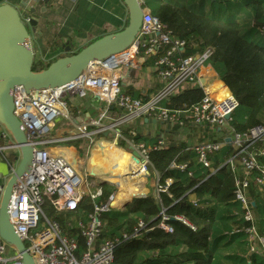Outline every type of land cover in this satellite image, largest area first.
Here are the masks:
<instances>
[{
	"label": "built area",
	"instance_id": "2783aa9c",
	"mask_svg": "<svg viewBox=\"0 0 264 264\" xmlns=\"http://www.w3.org/2000/svg\"><path fill=\"white\" fill-rule=\"evenodd\" d=\"M20 15L22 20L28 22V16ZM185 50V40L174 36L165 23L154 16L147 6H143L141 26L130 46L105 59L91 61L86 69L66 84L38 89H26L23 85L13 88V113L21 122L26 144L32 147L33 153L30 166L18 177L11 190L7 214L35 264H117L114 262V247L119 239L103 235L101 217L102 213L113 208L111 203L116 192H112L105 202L95 203L94 200L102 193L101 186L92 179L94 177L76 168L77 155L71 157L62 151L53 152L50 149L79 139H87L90 146L96 143L97 136L105 133L116 142L120 125L143 118H154L170 126L190 125L198 129L200 139L189 144L186 150L194 154V164L209 174L222 166L230 171L233 176L232 201L238 203V208H233L232 212L237 215V221L246 222H235L225 234L243 233L250 253L260 254L264 251V236L256 229L253 213L256 197L264 196V117L260 123L244 131L232 128L229 120L238 107L237 99L219 77L215 82H221L228 91L217 98L219 88L211 89L213 81L210 76L201 75L202 68L210 65L212 48L205 47L193 54H185ZM139 56L151 61L159 82V88L143 98L133 97L122 90L123 71L128 66L137 67ZM203 78L207 81H203ZM197 86L203 90L199 101L183 109L164 105L178 92ZM88 93L104 103L102 117L109 118L110 105L117 108L110 123L101 124L99 120L91 118L78 124L75 130L49 136V132L56 127V120L66 113L64 97H83ZM6 133L7 130L1 136L8 137ZM130 134L135 136L136 131L132 129ZM8 139L0 144V151L19 153V146L11 138ZM130 146L131 155L132 150L137 151L138 160L135 161L147 178L148 153L152 148L165 146L163 141L158 140L152 147L141 141L130 143ZM222 150L225 152L216 168L214 157ZM17 152L16 157L19 156ZM9 165L10 169L15 168ZM188 167V162L173 161L170 164L171 169L192 176L194 172ZM155 175L156 192L165 191L172 179L167 178L163 185H159V176L157 173ZM3 189L4 185L0 183V201ZM84 195L93 200V210L70 217V228L76 229V235L83 240L80 245L77 236L65 233L60 223L46 214L44 204L49 202L57 214L77 211ZM191 202L199 206L196 198ZM161 217L157 226L172 232V226L166 222L169 216L164 209ZM174 218L190 225L182 215H175ZM145 226L142 220H138L133 232H123L122 237H137ZM0 264H24L16 247L1 236Z\"/></svg>",
	"mask_w": 264,
	"mask_h": 264
},
{
	"label": "trees",
	"instance_id": "16d2710c",
	"mask_svg": "<svg viewBox=\"0 0 264 264\" xmlns=\"http://www.w3.org/2000/svg\"><path fill=\"white\" fill-rule=\"evenodd\" d=\"M151 1L155 3L153 10L145 4V1H143L144 6H147L154 16L165 23L174 36L185 40V54L199 52L205 47L212 48L213 53L209 59L210 65L218 72L219 78L237 99L238 107L241 106L247 110L245 120L242 123L232 122L230 123L231 127L236 131H244L260 123L264 117V45L256 42V40L246 38L243 35L246 31H243V25L236 18H212L203 12H198L197 9L195 10L185 2ZM262 3H264L263 0L256 1L252 24L255 27H264ZM80 49L68 52L63 56L76 53ZM53 61L40 63L33 59L32 70H43ZM217 87L223 94L228 91L221 82L217 83ZM202 96L203 90L200 87H189L170 97L168 102H164V105L173 109H183L199 101ZM94 100L95 98H88V95L83 97L78 95L65 96L66 103L73 104L74 111L81 108L90 109ZM118 129L120 135L117 138V145L126 151L131 150L130 143H137L139 137H141L140 134L137 132L135 136L130 134V130L134 129L132 123L122 124ZM75 142V140L69 141L67 144L72 145ZM157 142L156 140L152 142L151 147L156 145ZM188 146L189 144L183 141H170L165 146L152 148L149 151V164L147 167L158 174L159 185H163L167 178L172 179L165 191H155L153 194L149 193L146 196L136 198H132V196H136L137 193L129 192L126 194L120 199V203L132 199L122 206L123 215H125L124 220L117 216H108L106 214L108 211L102 213L103 235L119 239L114 247L115 263L171 264L178 250L186 252L187 258L184 262L189 264H213L214 262L215 264H221L222 259L227 261L231 257H235L234 253L232 255L221 254L217 259L215 254L217 250L222 248L221 245L225 251L230 250L231 246L227 245L232 244L233 240L240 245L239 239L228 238L225 241L223 236L233 237L238 234H225L235 222L246 223L234 220L230 214L233 208H238V203L232 201L233 176L225 166L218 168L213 174L202 170L193 173L192 176L186 175L187 177L184 175L186 172L171 169L170 164L173 161L178 163L188 162V168L198 166L194 164V154L186 150ZM114 150L118 154L117 159L119 161L118 164L113 162L114 167L116 170L124 171L122 178L129 176L126 170L130 169L129 156L126 153L124 155V151L118 148H114ZM123 156L127 160L126 162L122 160L121 157ZM221 160L222 157L221 159L217 155L214 157L216 168ZM100 166L102 170L113 167L111 163L105 162L101 163ZM95 172L103 171L95 170ZM99 183L102 193L94 200L95 203L105 202L108 196L115 191V186L112 183L103 180H99ZM135 185L136 183L133 182L127 184L122 191L131 190ZM251 196L254 197L253 190H251ZM194 198L197 199L199 206H195L191 202ZM210 200L213 201L214 205L209 202ZM255 207L258 209V203ZM162 209L169 216L166 222L173 228L170 233L157 226L162 218ZM44 210L47 211L46 214L49 217L60 223L65 233L77 236V230L70 228V217L77 216L79 212L93 210V200L88 195H84L77 211H62L57 214L49 202L44 204ZM175 215L184 216L193 228L174 218ZM138 220H142L146 225L140 231V235L124 239L122 233L127 232L130 234L133 232ZM77 238L80 245H82V238L80 236H77ZM222 240H224L223 243ZM240 257L236 256L235 260H239V264H243L244 260H241ZM256 258L258 257H252V264H259ZM233 263L235 264L234 261ZM262 264H264V258H262Z\"/></svg>",
	"mask_w": 264,
	"mask_h": 264
},
{
	"label": "crops",
	"instance_id": "0c3cea01",
	"mask_svg": "<svg viewBox=\"0 0 264 264\" xmlns=\"http://www.w3.org/2000/svg\"><path fill=\"white\" fill-rule=\"evenodd\" d=\"M168 1L176 2L177 0ZM216 1L222 10L232 9L236 15V20L239 21L241 25L248 26L253 24L254 8L256 7L257 0ZM4 3H9L16 7L19 13L23 15L28 13L27 15L35 20V26H30L29 38L31 49L34 53V59L40 63L51 62L68 52H74L84 47L96 38L122 29L128 17L127 7L123 0H0V5ZM186 3L198 10L201 9L202 5L204 6L201 0H186ZM262 9V15L264 16V3H262ZM244 10L245 13L243 12ZM260 30L263 31L264 27ZM66 47H69V51L65 50ZM137 62V67L128 66L124 69L122 90L133 97L143 98L156 91L159 88V82L149 59L146 60L142 56H139ZM201 75H209L210 80L213 81L212 84H217L215 80L218 81V75L211 65L208 64L203 67ZM203 81H207V79L203 78ZM219 92H221L220 89ZM87 95L88 98H95L93 101L94 107L91 106L88 110L81 108L74 111L73 104H67L66 113L61 115L58 119H68L71 127L69 129H60L57 131V134L75 130L78 124L91 118L97 121L99 120L101 124L110 123V118L117 113V108L114 105H110L108 107L109 118L102 117L105 110L104 103L92 93H88ZM131 123L134 125V130L141 136L138 141L144 142L147 145H151L155 140H162L164 145H167L170 141H183L190 144L200 139L198 129L190 125H185L183 127L170 126L164 122L156 121L154 118H143ZM2 127H0V144H4L9 140L7 136H1L2 133H5V127ZM55 129H57V124L54 130ZM181 132L189 134L192 138L190 136L188 137L189 140L185 137L181 138ZM165 133H172L173 137L166 139L164 137ZM6 135H8V133H6ZM75 141L76 142L72 145L65 144L64 146H53L50 150L53 152H63V147L74 150L75 156L77 155L76 168L84 172L85 169H82V163H78L80 157L77 154V149H83V147L87 145L88 140L79 139ZM98 143L96 146H98ZM7 152H9V155L10 152L15 153L12 150L6 151L5 153L0 151V182L2 178L8 179L9 177L6 173V169L8 171L10 167L7 162L9 161V156L7 157L6 155ZM104 159L107 158L102 157L103 162L110 163ZM100 169L102 171L101 166ZM95 173L99 174L102 172ZM106 177L110 176L107 175ZM116 177L117 175H115V178ZM115 181L118 182V177ZM256 199L259 207L258 209L255 207L253 210L255 226L258 233L264 235V196L256 197ZM257 203H255V205H257ZM230 214L234 220H236L237 215L232 211ZM225 252L226 254L223 255H232L233 250L231 249ZM239 256L241 255L239 254ZM220 263L234 264L224 259H222ZM247 264H252V261H247Z\"/></svg>",
	"mask_w": 264,
	"mask_h": 264
},
{
	"label": "water",
	"instance_id": "95a60500",
	"mask_svg": "<svg viewBox=\"0 0 264 264\" xmlns=\"http://www.w3.org/2000/svg\"><path fill=\"white\" fill-rule=\"evenodd\" d=\"M123 2L127 7L128 20L122 29L94 39L76 53L60 57L40 71L32 70L34 53L29 29L35 26V20L28 13L24 14L29 17L28 29L16 7L9 3L0 5V124L7 130V138L19 146L16 159L20 158L16 168H8V179L5 181L2 178L0 182L4 185L0 201V236L16 247L24 264L35 263L9 220L7 204L15 182L31 164L33 149L26 144L22 124L13 113V88L23 85L26 89H38L66 84L86 69L91 61L105 59L130 46L140 29L144 4L141 0ZM65 50L69 51V47ZM226 117L229 118V115ZM132 155L137 161V151L132 150Z\"/></svg>",
	"mask_w": 264,
	"mask_h": 264
},
{
	"label": "rangeland",
	"instance_id": "374dc122",
	"mask_svg": "<svg viewBox=\"0 0 264 264\" xmlns=\"http://www.w3.org/2000/svg\"><path fill=\"white\" fill-rule=\"evenodd\" d=\"M143 1H145L146 3L145 2L144 3L146 5H148L152 10L155 8L154 7L155 3L153 1H151V0H143ZM177 1L186 3V0H177ZM201 3H203L204 6L202 5L200 10L195 8V10L197 9L198 12H203L206 15H208V16H210L212 18H216V19H232V18H236L235 17L236 15L232 11V9L222 10L219 7V5H218L216 0H201ZM243 12L245 13V10ZM21 18H22V16H21ZM23 22L26 24V26L28 28L27 22L24 21V20H23ZM260 29H262V26L255 27L253 25H248V26L244 25L243 26V31H246V33H243V35L246 38H248V39H251L253 41L256 40V42H259L260 44L264 45V30L262 31ZM215 72L218 75V72L217 71H215ZM246 116H247V110L244 107L239 106L230 115L229 122L230 123H232V122L242 123L245 120ZM56 124H57V129H55L54 131L49 132V136H51V137H54L57 134L58 130L63 129V128H68L69 129L71 127V125L68 122V119H66V118H60V119L56 120ZM2 126L3 125L0 124V127H2ZM189 136L190 135L187 134V133H185V134L182 133L181 134V138L185 137L188 140H189V138H188ZM164 137L166 139H168V138H172L173 135H172V133H165ZM96 139H97L96 143L91 144L90 146L86 145L81 150L77 149V152H78L77 154L80 157L79 163L80 164L82 163L81 164L82 169L84 168L85 171H87V173L90 176L94 177L92 179L97 184H100L99 180H107V179H104V178L100 177L99 175L94 174L90 170V158L92 157V152H93L94 148H95L96 158L92 162L93 164H92L91 167L95 166V167H93L94 168L93 170L97 171V170H101L100 169V165H101V163H104L102 161L101 157H104V158L106 157L107 159H104V160L107 161V162H110L113 165V167H114L113 162H116V160H117V155H116L117 152L114 150V148H118L119 150H121L122 147L117 145V141L115 142L111 135H108V136L100 135V136H97ZM98 142H101V143L98 144V146H96V144ZM122 150H124V149H122ZM14 152H17V151H14ZM126 152L131 153V151L128 150V151H125L123 154L125 155ZM224 152H225V150L217 152L216 153L217 157L221 159V157H222ZM6 155H7V157L9 156V160H10L9 163L13 167L16 168L18 166V164H19L20 158L16 159V153H11L10 152V155H9V152H7ZM121 158H122V160H124V162L127 161L126 159H124L125 158L124 156L121 157ZM88 162H89V165H88ZM147 169H148V172H149L147 174V178H143L142 179V184L139 185V187H138L139 189H137L135 191H131V192L137 193V195L136 196H132V198H136V197H140V196L143 197V195L146 196L149 193L153 194L155 192V184H156L157 176L155 175V172L150 167H148ZM113 170L116 171L115 167L113 168ZM126 170L128 172L130 171V169H126ZM190 170L193 171L194 173H197V172L202 171L204 169L201 166L198 165V166L191 167ZM117 172L119 173L120 171L117 169ZM6 173H7V169H6ZM184 175H185V177H187L186 173ZM118 178H119V182H117V181L114 182L112 180L111 181L107 180V181H109V183H112L115 186V192H117L118 186L122 190L124 188V186H126L127 184H131L132 182L133 183H136V182L138 183V182L141 181V179L140 180H134V178H132L130 176V174H129V176L123 177V178H122V174H121V175H119ZM92 190H95V188H92ZM122 193L125 194L126 191H122ZM132 198L128 199L127 201L131 200ZM125 202L126 201L120 203L117 206H113V208H110L109 211L106 214L108 216H117L120 219L124 220L125 219V217H124L125 215H123L122 206H123V204ZM209 202L212 203V205H214L212 200H210ZM45 212H47V211L45 210ZM223 238L225 239V241L228 238H234V239L237 238V239L240 240V242H241L240 245H238V243L233 240V243L232 244L229 243L227 246H231V249L233 250L232 253H234L235 257L239 256V254L241 255V257L240 256L239 257L241 258V260H244L243 264L247 263V261H249V260L252 261V257L253 256L260 258V259L256 258V261H258L259 264H262V258H264V251H262L260 254L250 253L249 250H248V244L245 241V237H244V235L242 233H238V234L234 235L233 237H229V236H225L224 235ZM223 241L224 240H222V243H223ZM25 244L27 245V242H25ZM180 247H182V246H180ZM220 247H222V248H220ZM220 247H219L220 249L217 250V252H215V254L217 256V259H219V257L221 256V254L223 252V246L221 245ZM171 248H175V247H171ZM183 249H184V247H183ZM230 250H228V251H230ZM223 254H226L225 250H224ZM235 257H231L230 260H227V261L228 262H232V263L234 261L235 264H239V260H235ZM186 258H187L186 252L184 253V252H181V250H178V253H177L176 257L174 258L175 262L173 261V263H171V264H180V263L189 264L188 262H184V261H186ZM213 264H215V262Z\"/></svg>",
	"mask_w": 264,
	"mask_h": 264
},
{
	"label": "bare ground",
	"instance_id": "6f19581e",
	"mask_svg": "<svg viewBox=\"0 0 264 264\" xmlns=\"http://www.w3.org/2000/svg\"><path fill=\"white\" fill-rule=\"evenodd\" d=\"M215 87H217V84L216 85H214V84H212L211 86H210V88L211 89H214ZM209 89V88H208ZM211 91V90H210ZM222 96H224V94H222L221 92H219L218 91V94L216 95V97L217 98H221ZM96 147V146H95ZM62 150H63V152L64 153H66V155H68V156H75V153H74V150H72V149H70V148H68V147H63L62 148ZM121 150H122V148H121ZM122 151H124V150H122ZM125 152V151H124ZM126 154L129 156V159H128V163H129V166H130V171L128 172L129 174H130V176L132 177V178H134V180H140L141 179V181L140 182H136V185L134 186V188L133 189H131V190H127L126 191V193L125 194H123L122 193V190L120 189V187L118 186V190H117V192L115 193V195H114V199H113V201H112V203H111V205L112 206H117V205H119L120 204V199L122 198V197H124L126 194H128L129 192H131V191H135V190H137V189H139L138 187H139V185H141L142 184V179L143 178H145V172H142V170H139V166L137 165V162L133 159V157H132V155L129 153V152H126ZM116 155H118V154H116ZM95 158H96V153H95V148H94V150H93V152H92V157L90 158V170L94 173V174H96L95 172H94V168L93 167H95V166H93V167H91L92 166V162L95 160ZM115 163V162H114ZM116 163L118 164L119 163V161H118V159L116 160ZM113 168L114 167H112L111 169H108V170H102L103 172L102 173H99V174H96V175H99L100 177H102V178H104V179H107V180H109V181H114L115 182V179L117 178V177H119V175H121L124 171H120L119 173L117 172V170L115 171V170H113ZM116 169V168H115ZM110 170V171H109ZM139 170V171H138ZM112 171V172H111ZM107 175H109L110 177H106ZM115 175H117V177L115 178Z\"/></svg>",
	"mask_w": 264,
	"mask_h": 264
}]
</instances>
